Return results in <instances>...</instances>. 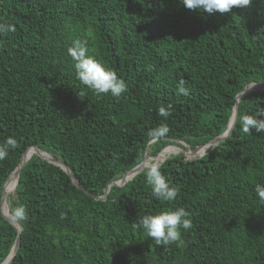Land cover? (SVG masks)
<instances>
[{
    "label": "trees",
    "instance_id": "1",
    "mask_svg": "<svg viewBox=\"0 0 264 264\" xmlns=\"http://www.w3.org/2000/svg\"><path fill=\"white\" fill-rule=\"evenodd\" d=\"M0 143L17 141L0 161V264H264V132L242 130L243 115L264 110V0L231 13L189 11L179 0H0ZM87 40L89 54L127 82L120 98L97 95L75 78L67 53ZM184 81L187 96L178 95ZM81 95L83 98H80ZM171 105V115L158 108ZM203 156L188 159L228 127ZM166 126L165 135L155 131ZM182 148L162 163L178 189L156 200L148 168L121 179L144 158ZM31 147L9 211L26 209L21 231L1 211L5 182ZM160 154V155H161ZM166 207H183L193 227L183 243L157 246L133 223Z\"/></svg>",
    "mask_w": 264,
    "mask_h": 264
},
{
    "label": "clouds",
    "instance_id": "2",
    "mask_svg": "<svg viewBox=\"0 0 264 264\" xmlns=\"http://www.w3.org/2000/svg\"><path fill=\"white\" fill-rule=\"evenodd\" d=\"M179 2L189 11L207 14L231 13L234 7L248 8L252 4V0H179ZM2 32H15V26L11 23H0V33ZM67 53L73 61L76 80L87 89L94 91L97 95L110 94L117 99L127 91V82L123 78L103 65L95 56L89 54L87 40L73 41L72 46L68 47ZM177 94L184 96L189 94V89L185 87L184 81H180ZM78 96L83 98L81 95ZM171 108L170 104L166 107H159L158 115L167 118L171 115ZM240 123L245 133L252 130L257 133L264 132V110L258 111L255 116L243 115ZM167 132L168 128L161 126L154 134L162 136ZM16 144V139L11 136L0 143V161L7 157L9 149L15 148ZM162 166V164H153L146 170V183L151 189L152 197L156 200L171 202L176 199L178 189L172 186L162 174ZM254 192L261 204L264 205V184L257 183ZM11 214L17 221L27 219L26 209L23 205L14 207ZM192 227L191 213L183 207H166L154 214L142 215L133 223L134 229L142 231L144 237L151 238L157 246L173 243L181 245L183 243L181 230H188Z\"/></svg>",
    "mask_w": 264,
    "mask_h": 264
},
{
    "label": "water",
    "instance_id": "3",
    "mask_svg": "<svg viewBox=\"0 0 264 264\" xmlns=\"http://www.w3.org/2000/svg\"><path fill=\"white\" fill-rule=\"evenodd\" d=\"M257 89H264V84L263 83H255V84H252L248 87H246L245 89H243L238 95L236 98H239L241 95L245 94V93H248L250 91H254V90H257ZM236 114H237V104H235L234 106V109H233V112H232V115L230 117V122H229V125L227 127V129L218 137H216L215 139H213L212 141L208 142L206 145L202 146L199 151H201L203 148H208L210 145L212 144H216L218 143L226 134H228L229 132L232 131L233 127H234V124H235V121H236ZM164 149V148H163ZM162 149V150H163ZM161 150V151H162ZM160 151V152H161ZM160 152L158 153V155L160 154ZM179 152H183V149L181 148V151ZM206 150L203 152V153H198L197 151H191L189 153H187V158L188 159H192V158H195V157H201L205 154ZM33 153H39L46 161L48 162H51L55 165H58L59 167H61L65 172H67L70 177L74 180V183L76 184V186L78 188H80L81 190L82 187L81 185L79 184V182L75 179L73 173L69 170V168L61 161H57V160H54L51 155L46 152V151H43L41 150L40 148H37V147H31L29 150H27L24 155H23V159L22 161L20 162L19 166L13 171L14 172H17V180H16V184L14 186V188L12 189V191L15 189L16 185H17V182H18V176H19V172L23 166V164L30 158L31 154ZM194 153H198L197 155H195L194 157L192 156V154ZM158 155L156 157H158ZM155 157V158H156ZM154 158V159H155ZM165 160V159H164ZM163 160V161H164ZM163 161L159 162V163H156V161H154L152 164H146V158H144L143 162L137 166H135L134 168L130 169L121 179L119 180H116V181H112L110 182L107 187H106V190H105V193H104V196L102 197L103 199L106 198V194H107V190L109 188L110 185H118V186H122L124 185L128 180L132 179L133 176L140 172L142 169L144 168H149L150 166H152L153 164H160L162 163ZM7 182V181H6ZM5 182V184H6ZM5 184H4V188H3V193H2V198H1V211H2V214L6 216V218L8 219V221L10 223H12L18 230V232L21 231V225L20 223L12 216L11 213H9L8 215L4 212L3 208H2V205H3V202H4V199H5V196H6V191H5ZM18 243H19V236H17L16 238V241L14 243V245L12 246L9 254L7 255V257L3 260V262L1 264H9L13 258H14V255H15V252L17 250V247H18Z\"/></svg>",
    "mask_w": 264,
    "mask_h": 264
},
{
    "label": "bare ground",
    "instance_id": "4",
    "mask_svg": "<svg viewBox=\"0 0 264 264\" xmlns=\"http://www.w3.org/2000/svg\"><path fill=\"white\" fill-rule=\"evenodd\" d=\"M205 150H206V148H203L201 151L198 150L197 152L203 153ZM179 151H181V147L178 148V147L174 146L173 148L166 150L165 153H163V154L160 153L161 155L159 154L158 157H156L154 159V161H156V163H159V162L163 161L164 159H166L167 157H169L170 155L176 154ZM198 153H194V154H192V156L194 157ZM150 163H151V158L147 157L146 158V164H150ZM16 180H17V172H14L12 177L10 179H8L6 184H5L6 196H5L2 208L7 215L10 213L9 207H8V202H7V195L14 188V186L16 184Z\"/></svg>",
    "mask_w": 264,
    "mask_h": 264
},
{
    "label": "rangeland",
    "instance_id": "5",
    "mask_svg": "<svg viewBox=\"0 0 264 264\" xmlns=\"http://www.w3.org/2000/svg\"><path fill=\"white\" fill-rule=\"evenodd\" d=\"M151 160H152V159H151ZM153 160H154V159H153ZM7 202H8V207H9L10 200L8 199Z\"/></svg>",
    "mask_w": 264,
    "mask_h": 264
}]
</instances>
